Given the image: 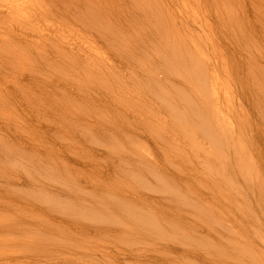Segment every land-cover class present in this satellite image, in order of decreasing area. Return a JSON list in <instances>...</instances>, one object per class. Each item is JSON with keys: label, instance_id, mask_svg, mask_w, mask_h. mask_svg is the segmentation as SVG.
<instances>
[{"label": "rangeland", "instance_id": "obj_1", "mask_svg": "<svg viewBox=\"0 0 264 264\" xmlns=\"http://www.w3.org/2000/svg\"><path fill=\"white\" fill-rule=\"evenodd\" d=\"M232 2L234 9L245 11L249 19L227 22L224 27L215 25L213 30V113L218 114L213 118V137L218 140L213 147L206 144L207 151L213 152L212 160L205 159L203 149L197 147L201 142L198 140H205L206 135L198 130L195 139L181 126L190 128L198 122L197 114L207 107L200 100L196 113L189 109L197 100L188 86L179 89L185 86L181 78L176 77L177 86L170 89L174 99L188 108L172 122L176 129L169 135L176 136L178 143L167 155L161 152L164 147L171 148V138L164 145L160 137L154 136L153 127L145 122L149 103L138 100L153 99L154 105L163 106L161 115L170 117V109L151 93L156 82H144L136 90L130 81L134 93L124 103H139L142 109L135 114L121 110L124 104L116 101V93L123 91L118 90L115 80L109 84L114 99L108 93L111 101L98 105L92 98L106 92V82L84 80L80 69L73 70L70 82L72 88L83 86L88 94L84 97L72 90L73 108L83 110L68 111L63 107L65 111L55 115L18 103L14 110L6 102L7 108L0 105V183L8 190L7 197L16 194L23 201L1 210L0 217L10 219L20 212H38L32 206L36 204L43 210L52 208L46 218L56 222L53 231L43 238H35L32 233L5 234L0 264H104V253L118 250L122 254L140 253L141 259L151 257L148 264H160L159 258L173 264H192L196 256H264V33L252 31L253 25H264V18L255 14L264 10V0ZM67 4L71 6L72 2ZM232 23L234 28L230 27ZM226 65L227 71L223 68ZM9 73H2V82L12 89ZM62 100L59 97L52 103L57 106ZM52 119L58 122L54 126L50 125ZM167 129L172 130L171 126ZM226 144L232 149L228 150ZM22 160L33 161L31 176L46 184V190L57 188L64 195L55 193L49 200L48 194L53 193L32 183ZM249 161L250 173L245 169ZM24 193L26 198L22 197ZM148 197L157 200H147ZM129 198L132 201L128 202ZM0 199L8 198L0 192ZM167 206L171 207L170 215L163 214ZM35 218H42V214ZM107 224L125 234L113 238L101 229L80 231L84 225L96 228ZM150 227L154 228L150 236H135L136 231L145 232ZM42 240L54 252L34 260ZM67 246L73 248L67 255L58 251ZM79 246H89L93 251ZM178 247L187 249V253L169 252L180 250ZM120 264L142 263L138 259H120Z\"/></svg>", "mask_w": 264, "mask_h": 264}, {"label": "bare ground", "instance_id": "obj_2", "mask_svg": "<svg viewBox=\"0 0 264 264\" xmlns=\"http://www.w3.org/2000/svg\"><path fill=\"white\" fill-rule=\"evenodd\" d=\"M29 1L31 0H0V27L2 26L0 63L3 64L0 65V105L7 108L6 102L8 108L14 110L18 103L28 105L38 112L55 115L63 113L65 111L63 107L68 111L83 110L73 108L75 103L72 90H78L84 97L88 94L83 86L72 88L70 82L73 70L80 69L81 78L84 80L102 79L100 81L106 82L103 88L106 92L101 89L103 95L92 98L99 102L98 105L110 100L108 93L111 94L113 89L109 84L112 85L110 80H115L113 83L118 86V90L123 91V94L116 93V101L121 100L120 102L124 104L121 110L135 114L142 109V106L137 102L124 103L125 98L134 93L130 81L135 85L136 90L141 89L144 82H156L151 93L170 109V117L161 115L163 106L154 105L153 99L149 98L151 102H148L149 99L138 100L144 104L149 103V109L144 114L145 122H148L149 127H153L154 136L160 137L164 145L168 142V138H171V148L164 147L161 152L167 155L178 143L176 136L169 135L175 133L176 129L172 122L180 111L188 108L186 103L174 99L170 89V86H177L175 78H181L180 82L185 86L182 88L179 85V89L188 86L197 100L189 105V109L196 113L195 109L199 106L200 100L207 106L203 113L197 114L200 116L198 122L188 129L184 124L181 126L195 139L198 130L206 135L205 140H198L201 142H197V147L203 149L205 159H213V152L207 151V147H213V143L216 144L218 140L213 137V118L218 117L217 113H213V110L216 112V109H213V86H215L213 30L215 25L224 27L227 22L242 23L245 19H249L245 11L237 12L232 0H64L65 3L58 0H33L34 7ZM61 2L57 9L56 6ZM66 2H72L71 6L69 4L66 6ZM255 14L264 18L262 9ZM52 20H55L54 23ZM230 27L234 28L235 24L232 23ZM253 29L264 33L260 31L264 30L263 24L253 25L252 31ZM257 41L255 40V43ZM5 64L9 65L4 67ZM223 68L228 70L227 65ZM6 72L12 74L10 79L14 86L12 89L6 88L2 82L5 78L2 73ZM185 95L187 93L183 95L184 99ZM59 97L63 98L62 102L54 106L52 101ZM110 97L114 99L112 94ZM166 97L169 99L167 100ZM54 122L57 121L52 119L50 125L54 126ZM226 124L230 126L232 122ZM169 126L172 128L170 131L167 129ZM177 127L184 132L179 125ZM226 147L228 150L232 149L227 144ZM29 153L30 151L25 153L23 159H26V154ZM22 166L31 176L33 161L22 160ZM251 166L252 163L249 161L245 167L248 173L251 172ZM31 177L35 186L46 190V184L35 176ZM7 191L0 183V192L8 198L0 199V211L7 206L23 203L16 194L7 197ZM46 191L53 193L48 194L49 200L54 198L55 193L58 196H63L65 193L52 187ZM26 196L25 193L22 195L24 198ZM146 199L157 200L152 197ZM26 200L30 204V198ZM127 201L130 202L132 199L129 198ZM32 206L38 212H20L10 219L0 217V235L2 234L3 237L0 245L6 242L5 234L26 233L28 236L32 233L35 238H43L53 231L56 222L46 218L52 208L43 210L36 204ZM117 207L122 206L117 205ZM170 211L171 207L167 206L163 214L170 215ZM36 214H42V218H35ZM94 229H101L104 235L113 238L125 234V231L110 224L96 228L84 225L80 231L89 233ZM153 229L150 227L145 232L140 229V233L136 231L135 236L142 233L150 236ZM41 244L34 252V260L47 258L54 252L46 240H42ZM80 247H87L85 250L89 252L93 251L89 246L78 248ZM70 248L73 249L67 246L58 251L67 255ZM178 249L180 250L168 251L179 255H185L188 251L183 247ZM104 255L106 257L104 264H120V259H138L142 264H148L153 260L147 256L141 259L140 253L132 251L123 254L119 250L117 253L107 251ZM159 261L160 264H173L161 258ZM164 261L165 263H162ZM192 264H264V256L228 255L221 258L196 256Z\"/></svg>", "mask_w": 264, "mask_h": 264}]
</instances>
